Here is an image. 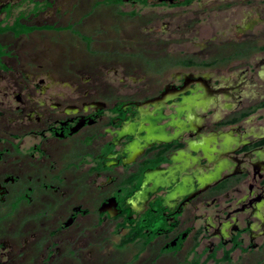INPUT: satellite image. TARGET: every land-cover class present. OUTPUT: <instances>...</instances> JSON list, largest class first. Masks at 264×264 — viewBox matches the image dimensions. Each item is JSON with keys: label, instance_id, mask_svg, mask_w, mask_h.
I'll use <instances>...</instances> for the list:
<instances>
[{"label": "flooded vegetation", "instance_id": "flooded-vegetation-1", "mask_svg": "<svg viewBox=\"0 0 264 264\" xmlns=\"http://www.w3.org/2000/svg\"><path fill=\"white\" fill-rule=\"evenodd\" d=\"M229 6L0 0V264H264V46L199 48Z\"/></svg>", "mask_w": 264, "mask_h": 264}, {"label": "rangeland", "instance_id": "rangeland-1", "mask_svg": "<svg viewBox=\"0 0 264 264\" xmlns=\"http://www.w3.org/2000/svg\"><path fill=\"white\" fill-rule=\"evenodd\" d=\"M216 14L215 22L203 18L202 15L200 17L199 48L201 50H208L207 42L211 38L219 36L230 38L236 35V31L242 30V20L243 26L248 27V30L243 27L244 38L253 41L257 46H264V0H243V8L229 6L227 10L217 11ZM260 53L264 54V52ZM197 59L201 61L203 56L200 55Z\"/></svg>", "mask_w": 264, "mask_h": 264}]
</instances>
